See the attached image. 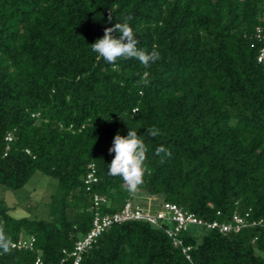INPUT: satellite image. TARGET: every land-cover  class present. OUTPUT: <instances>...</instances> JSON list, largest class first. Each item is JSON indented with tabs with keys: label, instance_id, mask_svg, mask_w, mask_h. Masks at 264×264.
I'll list each match as a JSON object with an SVG mask.
<instances>
[{
	"label": "trees",
	"instance_id": "1",
	"mask_svg": "<svg viewBox=\"0 0 264 264\" xmlns=\"http://www.w3.org/2000/svg\"><path fill=\"white\" fill-rule=\"evenodd\" d=\"M127 17L137 47L160 53L148 67L129 59L114 68L90 47ZM257 28L264 33V0H0V188L19 189L36 171L58 181L50 219L16 217V204L0 199L10 243L35 238L32 248H0V264H34L37 256L71 264L65 252L96 211L147 205L135 192L153 198L152 210L168 202L206 222L248 212L249 222L264 224ZM151 127L161 134L151 137ZM129 129L148 147V171L135 192L107 172L114 136ZM161 145L171 152L163 163L155 154ZM89 163L97 181L87 185ZM94 193L105 197L98 209ZM174 225L114 222L78 264H264L261 224L228 233L187 224L170 235Z\"/></svg>",
	"mask_w": 264,
	"mask_h": 264
},
{
	"label": "clouds",
	"instance_id": "2",
	"mask_svg": "<svg viewBox=\"0 0 264 264\" xmlns=\"http://www.w3.org/2000/svg\"><path fill=\"white\" fill-rule=\"evenodd\" d=\"M130 19L131 17H127L124 22H117L114 27L106 28L103 37L90 45L93 52L114 68L117 66V60L136 59L148 67L150 63H155L160 59V53L155 50V46L150 53L137 47L139 41L128 23ZM117 30L120 33L119 38L112 35ZM147 75V73L144 74L143 82L145 84L148 83ZM147 133L153 138L161 134L156 127L148 128ZM147 152L148 147L142 136L137 135L136 130L129 129L126 136L117 133L114 136L112 146L109 148V153H115V155L108 166V174L113 177H120L129 192L137 191L148 171L145 164ZM155 154L161 157V163L164 162L165 157H171V152L163 145L156 147ZM9 245L10 240L5 237L4 229L0 226V248L6 253L9 251Z\"/></svg>",
	"mask_w": 264,
	"mask_h": 264
},
{
	"label": "built area",
	"instance_id": "3",
	"mask_svg": "<svg viewBox=\"0 0 264 264\" xmlns=\"http://www.w3.org/2000/svg\"><path fill=\"white\" fill-rule=\"evenodd\" d=\"M257 37L264 42V33L261 32L260 29L257 28ZM257 60L263 64L264 69V47L259 49V54L257 56ZM6 140L12 139V134L7 133ZM9 149V146L6 145L5 152ZM88 171L84 178L85 184L89 185L92 182L97 181V177L95 175V167L93 163H89L87 165ZM89 186H87V189ZM105 201V197L99 195L97 193L93 194V203L94 207L98 209V206ZM249 213L246 212L244 215H241L237 212H234L231 215V220L228 223H219L216 221L206 222L202 219L196 217L194 214L190 212L183 211L181 207L177 206L173 203L163 202L159 208L154 210L151 209L150 203H147L146 206L134 205L131 201H126L124 206L110 214L101 215L99 212H95L92 219V226L89 231L79 240L74 243L73 249L69 252H65L66 256L71 259V264H78L81 259L83 253L88 250L97 240L99 234L108 226H110L114 222L125 221L128 219H145L150 222L156 223L159 219H166L171 222H175L174 230L168 229V233L173 235L175 231L180 230L181 228H185L187 224H204L210 228H217L219 232L228 233V232H237L241 228L246 226H253L257 224H261L264 226L262 220L251 221L249 222L246 217H248ZM35 238L34 236H30L27 238H19L15 242H11V247L17 248H32L34 244ZM175 244H178L179 241L177 239L174 240ZM189 247L187 246L183 250H187ZM66 258L61 260V264H65ZM34 264H43L41 258L39 256L36 257Z\"/></svg>",
	"mask_w": 264,
	"mask_h": 264
},
{
	"label": "rangeland",
	"instance_id": "4",
	"mask_svg": "<svg viewBox=\"0 0 264 264\" xmlns=\"http://www.w3.org/2000/svg\"><path fill=\"white\" fill-rule=\"evenodd\" d=\"M58 191V181L36 171L26 184L19 189L0 188V199H5L8 205H15L11 214L16 217L27 216L29 218L50 219V202ZM134 199L139 203L147 204L152 201L150 196L134 193ZM158 204V203H156ZM202 230L197 228L196 235L200 237ZM264 254V253H263Z\"/></svg>",
	"mask_w": 264,
	"mask_h": 264
}]
</instances>
